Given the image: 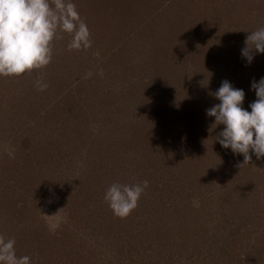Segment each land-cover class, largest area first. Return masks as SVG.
<instances>
[{
  "label": "rangeland",
  "instance_id": "374dc122",
  "mask_svg": "<svg viewBox=\"0 0 264 264\" xmlns=\"http://www.w3.org/2000/svg\"><path fill=\"white\" fill-rule=\"evenodd\" d=\"M73 3L92 46L69 51L60 34L45 68L0 76V234L32 264H264V157L240 165L206 115L224 80L251 111L264 53L241 49L264 0ZM144 180L114 216L107 187Z\"/></svg>",
  "mask_w": 264,
  "mask_h": 264
},
{
  "label": "clouds",
  "instance_id": "9594fccd",
  "mask_svg": "<svg viewBox=\"0 0 264 264\" xmlns=\"http://www.w3.org/2000/svg\"><path fill=\"white\" fill-rule=\"evenodd\" d=\"M60 34L70 37L69 51L92 46L90 30L73 0H0V76H20L45 68L52 61L53 42L62 38ZM259 53H264V26L249 33L241 49L248 63ZM100 74L103 75L102 70ZM91 75L86 73V78ZM33 83L39 91L48 87L43 77ZM251 89L256 96L249 104L251 111L242 107L244 91L227 80L213 94L219 103L206 109V115L215 118V126H224L215 139L233 154L243 155L240 165L249 163L252 155L256 159L264 157V77L253 80ZM6 151L9 158H15L13 149ZM147 187V180L130 184L113 182L103 199L113 215L123 219L138 206ZM64 221L65 217L56 216L55 222L48 225L50 232L54 233ZM15 244V238L0 234V264H32L30 256H17Z\"/></svg>",
  "mask_w": 264,
  "mask_h": 264
},
{
  "label": "trees",
  "instance_id": "16d2710c",
  "mask_svg": "<svg viewBox=\"0 0 264 264\" xmlns=\"http://www.w3.org/2000/svg\"><path fill=\"white\" fill-rule=\"evenodd\" d=\"M142 73L143 75L132 72V74L129 76L130 78L127 79V85L123 87V91H126L130 85H132V88L144 87L145 84L142 82V78L145 76V72L142 71Z\"/></svg>",
  "mask_w": 264,
  "mask_h": 264
}]
</instances>
